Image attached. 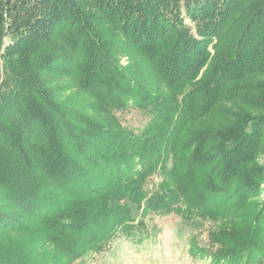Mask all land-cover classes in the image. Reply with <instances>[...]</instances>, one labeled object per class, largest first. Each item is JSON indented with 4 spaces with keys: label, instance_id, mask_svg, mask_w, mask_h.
<instances>
[{
    "label": "trees",
    "instance_id": "trees-1",
    "mask_svg": "<svg viewBox=\"0 0 264 264\" xmlns=\"http://www.w3.org/2000/svg\"><path fill=\"white\" fill-rule=\"evenodd\" d=\"M231 4L229 0H0V223L18 228L29 217L51 213L49 241L62 240L66 257L73 261L82 251L102 249L118 234L132 241L149 238L153 228L147 222L149 215L174 213L194 224L219 220L208 231L201 253L211 264H259L264 258L261 245L251 240L244 226L224 219L211 207L206 188H197L185 175L192 165L208 162L199 156L213 150H223L220 159L225 166L231 158L235 167L243 163L233 152L250 146L253 124L264 120V115L248 113L264 109L263 98H255V86L247 87L249 75H255V52L245 53L243 38L239 40L243 34L237 39L264 10V0L257 6L254 1L253 8L235 18L229 16ZM185 16L193 23L194 34ZM167 35L162 47L159 39ZM135 46L140 47L138 61L150 65L152 74L146 66H133L137 60L129 52ZM119 56L129 57L131 64L122 66ZM61 79L69 80L64 90L55 85ZM144 79L155 82L154 93L140 84ZM256 93L262 95V90ZM221 98L249 105L226 112L222 123L185 135L180 149L167 146L175 128L167 129V134L163 129L160 135L153 130L168 107L158 108L162 104H169V114L181 129L213 114V104ZM130 107L148 117L137 133L119 125L114 115ZM114 129L121 135L120 144L130 141L128 151L122 150L117 159L104 154L102 164L111 173L119 161L125 174L116 175L119 182L112 191L101 184L98 215L78 224L68 206L62 212L50 210L55 197L44 202L43 194L69 182L71 174H84L83 164L71 157L74 149L80 160H87L88 144L98 148ZM155 175L159 181L146 189L147 179ZM55 228L65 233L73 229L72 240L62 233L57 237ZM9 253L0 260L13 255Z\"/></svg>",
    "mask_w": 264,
    "mask_h": 264
},
{
    "label": "rangeland",
    "instance_id": "rangeland-1",
    "mask_svg": "<svg viewBox=\"0 0 264 264\" xmlns=\"http://www.w3.org/2000/svg\"><path fill=\"white\" fill-rule=\"evenodd\" d=\"M254 1L255 6H257L258 0H229V3H232L229 7L231 10L229 16L235 18L236 14H242L250 10V8L254 7ZM233 10L234 12H232ZM184 22L194 34V25L186 16ZM234 23L235 21L232 24ZM253 27L255 29L252 30ZM244 34L246 35L245 37H243ZM240 35L242 37L239 39ZM168 36L163 39L160 38L161 36L159 37L162 47L166 44L164 39L168 38ZM242 38L243 41L241 43H243L245 53L255 52V65H253L255 66V75H249L247 87L250 84L255 86V98L261 99L262 97L264 100V73H262L264 70V10L256 15L255 20L245 29V32L239 33L237 39L241 40ZM145 45L147 46V44ZM141 46L144 45L142 44ZM138 49H140L139 46L130 47V55L135 56L137 60L132 63L133 66L136 64H138L136 67L146 66L147 71L152 74L154 69L150 65L144 64L142 60L138 61L139 54L136 51ZM129 60L130 58L126 56H119L118 58L122 66L131 64ZM256 69L261 73L257 72L258 74H256ZM68 81V79H61L55 85L60 90H64L67 88L66 84ZM140 84L145 86L148 92L154 93L152 89L155 82L152 83L150 81L147 83L144 79ZM256 90H262V95L256 93ZM118 91L119 89L114 91L113 100H117ZM164 91L166 92L167 90L164 89ZM69 92L62 91V94L67 95ZM244 101L236 99L231 102L221 98L219 103L213 104L215 106L211 111L213 114L203 117L196 123H192V125L182 126L181 129L185 128L183 134L180 131L181 129H178L179 122L172 114H169V112H172L169 109V104H162L158 108H162L164 105L168 107L164 109L160 121L153 130H156L160 135L164 134L165 131L167 134V129L175 128V132L168 140L167 146L174 147L176 145L179 148L178 144L185 135L203 130L206 125L214 126L217 122H224L222 119L226 112H234L240 106L249 105L248 101H246L248 103H244ZM261 111H264V109L256 110L255 112L251 110L248 113L258 117L264 115V112ZM114 115L119 125L134 133L139 132L148 119L144 112L136 107L116 111ZM253 126H255L256 130L255 138L250 141V146L236 149L233 152L238 155L243 163L239 162L235 167L236 160L231 158L230 165L225 166L224 160L220 159L224 155L223 150H213L199 156L200 158L203 155L201 160L205 158L208 162L199 163L196 167L192 165V168L186 171L185 175L187 176L186 179L190 180L189 183H192V181L197 183V188L201 186L206 188V198L211 203V207H215L220 214H223L224 219L228 218L232 224H241L248 230L251 240L261 245L262 256L264 257V120L258 124H253ZM71 127H73L72 124ZM112 131L113 133L105 134L104 137L107 140L98 148L88 144L91 149L87 150V154H89L88 161L80 160V155L75 145H71L72 148H75L71 157L77 161V164H83L81 166H84L82 168L84 169L82 171L84 174L81 176L78 175V172L71 174L69 182L52 186L50 191L43 194L44 202L52 201L55 197L56 205L53 204L50 210L62 212V208L68 206L67 208L74 215L72 217L75 218V222H73L78 224L89 220L91 216L98 215L99 197L97 193L101 184L108 188L109 191H112L119 182L116 179V175L121 178L125 174L119 167V161H116L115 165L112 164L114 169L111 170V173L104 171L107 166L102 164V156L105 154L108 158L110 156L117 159L122 150L128 151L130 144V141L120 144L121 135H119V131L117 129ZM67 149L72 151V149ZM90 162L94 164V170L90 167ZM88 169L92 170L91 175L85 174V170ZM79 170L81 171V169ZM225 174L228 177H223ZM179 175H181L180 172ZM158 181L159 177L156 175L148 178L145 183L146 189H151ZM210 185L212 187H209ZM218 187H222L226 190V193H221ZM49 192L51 193L49 194L50 196H48ZM52 195L53 198H51ZM81 197L82 200L80 199ZM76 202L80 204L76 206ZM51 215V213L49 215L43 214L37 219L29 217L23 220L22 227L18 228H15L13 224L0 223V257L5 256L8 252H10L9 254L13 253L11 257L0 260V264H211L210 258L206 256V253H201V250L208 243V231L219 224V220L216 221L217 223L212 220H205L195 224L192 221L184 222L174 213L163 216L149 215L147 222L150 226H153L149 238L132 241L118 234L112 237L110 241H106L107 243L102 249L86 253L82 251L85 255L80 252L81 256L72 261L66 257V251L61 247L62 240L55 238L54 242L49 241V234L53 229V224L48 218ZM4 218L2 217L1 220H4ZM76 230L74 233L77 232ZM71 231L73 232V229L67 230V233L58 232L55 228V232L58 234L57 237L62 233L69 241L73 238ZM24 256V260H19L24 258ZM251 256H255L254 250ZM261 260L259 264H264V258ZM252 264H255V261Z\"/></svg>",
    "mask_w": 264,
    "mask_h": 264
}]
</instances>
